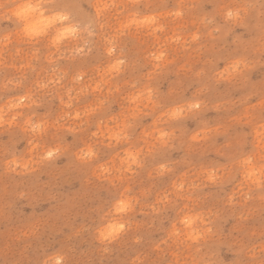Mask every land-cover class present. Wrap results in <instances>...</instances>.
<instances>
[{"label":"rangeland","instance_id":"rangeland-1","mask_svg":"<svg viewBox=\"0 0 264 264\" xmlns=\"http://www.w3.org/2000/svg\"><path fill=\"white\" fill-rule=\"evenodd\" d=\"M225 2L52 0L95 33L68 41L62 58L50 36L29 42L17 23L0 20V37L10 38L0 49V105L25 94L37 99V116L47 122L41 142L58 141L64 158L28 175L6 172L5 152L26 151L28 135L22 118L0 129V260L33 261L55 248L68 264H183L193 249L174 236V225L196 214L215 232L201 256L215 264H264V189L241 166L248 157L264 162V18L254 0L247 16L226 23ZM85 41V54H70ZM118 59L123 71L113 75ZM49 81L59 82L39 88ZM148 88L151 103L144 96L130 103ZM70 98L66 108L62 101ZM196 100L200 110L167 117ZM76 112L78 119L66 116ZM127 124L130 140L110 141ZM161 128L170 133L167 143L158 139ZM86 144L98 156L81 163L75 153ZM129 150L141 160L131 169ZM120 201L128 205L123 211Z\"/></svg>","mask_w":264,"mask_h":264},{"label":"clouds","instance_id":"clouds-1","mask_svg":"<svg viewBox=\"0 0 264 264\" xmlns=\"http://www.w3.org/2000/svg\"><path fill=\"white\" fill-rule=\"evenodd\" d=\"M115 3V0H112ZM109 5H105L108 7ZM260 15L264 18V0H258ZM257 7V2L254 0H227L223 4L222 17L224 22H237L241 17L247 16ZM0 9L6 11L0 12V20L14 21L20 26L25 38L29 42H38L41 38L50 36V47L60 53L62 46L68 41H78L83 33H87L89 37L95 35L91 30V25L82 26L81 23L72 18V15L63 10L52 7V0H0ZM99 14V10H98ZM155 18H153L154 20ZM215 17L209 21V24H214ZM135 23V21H134ZM38 25V26H37ZM10 38L5 35L0 37V49L7 45ZM87 41L84 44L77 45L70 49V54L73 56L86 53ZM90 50V49H89ZM115 52V46L112 45L107 49V54L111 56ZM161 52L155 58L157 60L163 57ZM49 62L52 58L49 57ZM125 64L123 59L116 60L109 68L113 74H119L123 71L122 66ZM243 66L242 61L237 62V68ZM80 79L79 76L76 77ZM59 81H49L48 83H40L38 86L41 89H46L49 84L58 83ZM141 96L146 97V101L151 103L154 100V91L151 88L145 90L136 96L131 97L130 103L135 104ZM66 108L72 107V99L63 102ZM202 107V102L199 100L188 102L185 105H178L171 108L167 113V117L172 120L181 119L188 112L198 111ZM23 109L31 110L27 115ZM40 102L31 95H21L15 101H11L5 105H0V129L11 128L17 126V121L23 119L22 131L28 135V139L24 141L26 151L18 152L15 150L6 151L3 160V170L14 175H28L36 168L46 166L50 163H59L64 158L62 157L63 148L56 141L45 144L41 142V137L47 132V122L44 119L38 118L37 111L41 110ZM15 112V114H12ZM73 119L81 117L80 112H76L73 116L71 113H66ZM131 124L125 125L115 134L110 136V141H115L117 144L121 141H129L130 134L128 129ZM71 132L72 130L69 129ZM95 135V134H94ZM170 133L161 128L158 130V139L167 143ZM98 153L95 147L90 144L79 146L75 158L81 163H87L97 158ZM126 163L131 169L133 165L141 164L139 151L129 150L126 154ZM245 168L246 178L254 185L264 189V162L256 164L251 157L245 158L241 164ZM160 170L163 173L167 170V166L161 164ZM107 171V169H104ZM208 179L214 181L216 179L214 173L208 175ZM183 188V185H179ZM127 203L120 201L117 208L118 211H123L127 208ZM124 228L123 224L113 226V234L121 231ZM174 236L181 240L185 245L193 249V256L183 262V264H215L214 261L201 256L202 248L205 243L215 236L214 225L212 221L206 217L196 214H184L174 225ZM0 264H68L66 255L55 248L48 249L43 252L40 257L33 261H11L5 262L0 260Z\"/></svg>","mask_w":264,"mask_h":264}]
</instances>
